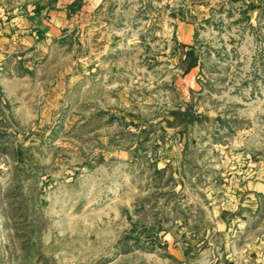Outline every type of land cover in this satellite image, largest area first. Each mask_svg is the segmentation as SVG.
I'll return each instance as SVG.
<instances>
[{
	"label": "rangeland",
	"instance_id": "rangeland-1",
	"mask_svg": "<svg viewBox=\"0 0 264 264\" xmlns=\"http://www.w3.org/2000/svg\"><path fill=\"white\" fill-rule=\"evenodd\" d=\"M230 263L264 264V0H0V264Z\"/></svg>",
	"mask_w": 264,
	"mask_h": 264
},
{
	"label": "trees",
	"instance_id": "trees-1",
	"mask_svg": "<svg viewBox=\"0 0 264 264\" xmlns=\"http://www.w3.org/2000/svg\"><path fill=\"white\" fill-rule=\"evenodd\" d=\"M190 56V61L188 62L187 67H185L184 72H187L191 67H193L196 64L195 59L192 57V52H188Z\"/></svg>",
	"mask_w": 264,
	"mask_h": 264
},
{
	"label": "crops",
	"instance_id": "crops-1",
	"mask_svg": "<svg viewBox=\"0 0 264 264\" xmlns=\"http://www.w3.org/2000/svg\"><path fill=\"white\" fill-rule=\"evenodd\" d=\"M84 3L91 4L93 7H98L104 0H82Z\"/></svg>",
	"mask_w": 264,
	"mask_h": 264
},
{
	"label": "water",
	"instance_id": "water-1",
	"mask_svg": "<svg viewBox=\"0 0 264 264\" xmlns=\"http://www.w3.org/2000/svg\"><path fill=\"white\" fill-rule=\"evenodd\" d=\"M230 264H232V263H230Z\"/></svg>",
	"mask_w": 264,
	"mask_h": 264
}]
</instances>
